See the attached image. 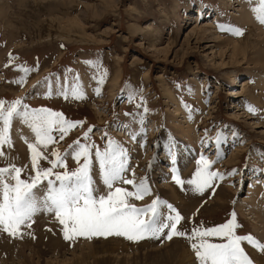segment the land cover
Listing matches in <instances>:
<instances>
[{
    "label": "rangeland",
    "instance_id": "374dc122",
    "mask_svg": "<svg viewBox=\"0 0 264 264\" xmlns=\"http://www.w3.org/2000/svg\"><path fill=\"white\" fill-rule=\"evenodd\" d=\"M254 6L255 0H0V99L21 98L29 108L46 107L67 119L84 122L63 140L56 132L57 138L48 147L50 158L52 149L63 152L78 138L103 150L110 137L128 150L125 176L130 179L134 173L137 181L147 178L152 195L133 201L138 206L159 196L180 212L183 228L187 229L193 224L208 227L223 223L235 211L242 225L237 234H251L264 243L263 203L257 207L263 222H255L247 207L238 208L239 201L254 186L252 182H258L261 191L258 202L264 201V64H260L261 56L256 52L259 47L264 49V25L255 19ZM241 13L243 17L251 15L250 20H240ZM218 25H232L244 34L221 31ZM199 26L205 31L200 32ZM225 41L229 47L230 41L245 43L247 56L221 54ZM10 52L15 64L35 69L27 74L23 85L13 82L22 75L19 69L5 67ZM96 64L107 71L100 95L94 92ZM77 75L86 99L66 100L55 95L56 81L62 84L65 76L71 79ZM45 77L53 84L51 97L44 94ZM167 90L176 98L179 113L174 111L175 103L167 97ZM133 93L135 99L129 102ZM141 97L147 113L143 107L136 108ZM249 104L257 109L255 114L248 111ZM242 107L251 121L263 120L262 127L248 124L250 120L240 116ZM190 110H198L192 111L191 119ZM182 118L194 122L197 146L186 141L177 142L175 147L168 145L171 137L178 136L170 120L179 122ZM93 125L90 139L83 140L82 134ZM141 128L143 133L133 140L131 133ZM218 132L222 135L219 145L215 142ZM9 135L11 146H3L5 156L0 158V167L10 161L24 169L21 178L26 179L34 175L28 143L35 142V135L19 118H13ZM92 151L91 175L95 171L100 176L95 149ZM235 151L239 159L230 161ZM201 154L216 161L211 170L224 174L222 180L213 182L214 192L206 189L197 193L187 183L180 186L172 180L173 167L182 180L190 179L197 167L192 158L198 160ZM252 161H257L256 165ZM40 163L49 166L47 161ZM66 163L69 169L77 167L71 154ZM233 169L235 174L228 175ZM165 183L177 191L179 199L172 201L169 191L161 190ZM115 186L131 190L130 185ZM36 191L37 196L43 195L42 188ZM39 218L47 231L40 240L29 239L27 225L21 227L18 236L0 230V244L5 242L7 247L0 245V264H182L181 259L197 264L183 237L139 242L116 236L66 241L54 213L38 212L28 223L32 225ZM243 246L254 264H264V253L246 243Z\"/></svg>",
    "mask_w": 264,
    "mask_h": 264
},
{
    "label": "snow or ice",
    "instance_id": "6c2138e0",
    "mask_svg": "<svg viewBox=\"0 0 264 264\" xmlns=\"http://www.w3.org/2000/svg\"><path fill=\"white\" fill-rule=\"evenodd\" d=\"M252 11L257 22L264 25V0H255ZM218 28L236 36L244 34L242 29L232 25H218ZM86 63L92 64L91 61ZM9 66L19 69L22 73L13 81L20 85H23L27 74L35 70L15 64L11 52L5 64V67ZM94 67L97 69V74L94 76L97 87L94 92L100 95L107 71L99 64ZM43 81L47 82V91L44 94L51 97L53 84L47 77L43 78ZM41 82L38 81L37 84ZM56 85L55 95L62 96L66 100L87 98L78 75L71 79L65 76L63 83L56 81ZM134 99L135 94H130L129 102H133ZM141 107L144 113L149 111L142 97L136 103V108ZM185 107L191 109L189 105ZM247 108L253 114L257 111L250 104ZM192 111L198 110H190L189 119L192 118ZM125 115L132 114L125 113ZM13 118H19L35 135V142L28 143L34 175H29L26 179L21 178L24 169L10 161L0 167V230L3 232L11 236L21 235V227L24 225L30 227L28 222L36 213L43 211L55 214L62 225L61 231L66 241L116 236L131 242H139L144 239L171 240L173 237H183L188 240L197 264H254L245 251L243 246L245 243L264 253V243L251 234H237V230L242 225L238 223L235 211H232L229 214L230 218L223 223L208 227L203 224H193L187 229L183 228L184 217L180 212L159 196L141 206L134 203L133 201H142L151 194L150 186L146 177H141L137 181L133 173L132 178H126L125 173L129 167L128 150L110 137L103 150L94 143H81V138H78L63 152L52 149L50 158L48 147L54 143L53 133L58 132L59 139L63 140L70 130L84 123L67 119L61 112L46 107L29 108L27 104L22 103L21 98L12 101L0 99V158L5 156L3 146H11L9 130ZM94 127V125L89 126L82 134L83 140L90 139ZM143 131L144 129L141 128L140 132L131 133L132 139L136 140ZM104 135L107 136V133L105 132ZM221 140L222 135L218 132L215 142L219 145ZM93 149H95L94 157L99 166L101 182L107 189L106 193L98 195L99 189L91 175ZM69 154L77 163L74 169H69L67 166L66 159ZM220 157L221 153L217 150V159ZM41 161H47L49 166L42 167ZM173 162H175L174 158ZM215 162L201 154L190 179L182 180L177 169L173 167L172 180L180 186L187 183L197 193H203L206 189H212L214 192L213 182L224 177L223 173L211 170ZM235 172L236 170L233 169L228 175H234ZM44 181L47 182L46 187ZM117 184L130 185L131 190L127 187L115 186ZM41 188L43 195L37 196L36 190ZM213 238L219 242H214Z\"/></svg>",
    "mask_w": 264,
    "mask_h": 264
},
{
    "label": "bare ground",
    "instance_id": "6f19581e",
    "mask_svg": "<svg viewBox=\"0 0 264 264\" xmlns=\"http://www.w3.org/2000/svg\"><path fill=\"white\" fill-rule=\"evenodd\" d=\"M200 9V8H199ZM250 17H251V15H249V14H247V16L245 17H243V14L241 13V15H240V20H242V21H244V22H248L249 20H250ZM200 32L203 30V28L201 27V26H199V29H198ZM197 30V31H198ZM196 31V32H197ZM203 31H205V30H203ZM262 41L264 42V38L262 39ZM226 43H224L225 45L223 46V47H221V49H220V53L221 54H224L225 53V55H227L228 54V56L229 57H231V58H237L239 55H243V56H247L246 55V45H245V43H243L242 44V41H230V43L232 44L231 45V47H229V43L227 42V41H225ZM228 45V46H227ZM250 49V48H249ZM256 51V50H255ZM254 51V54L257 52L260 56H261V62H260V64H264V49H263V47H259V48H257V51L255 52ZM247 60L249 61L250 60V58L249 57H247ZM198 90L199 89H196V91H195V94H194V96L195 97H197L198 95H199V93H198ZM166 92V94H167V97L168 98H171L172 100H173V102L175 103V107H174V111L176 112V113H179V111L181 110V108L179 107V105H178V103H177V101H176V98L170 93V91H165ZM254 95V94H253ZM254 97H255V95H254ZM255 101L257 100V98L255 97V98H253ZM202 99H201V97H199V99H198V102H199V105L201 106L203 103H202V101H201ZM253 100V101H254ZM258 104V103H257ZM238 105V104H237ZM240 110V109H239ZM247 110H245L243 107L241 108V114H240V116L244 119V120H250V121H248L249 123L248 124H254L253 125V128H258V127H262V122H263V120H262V122H260V121H251L252 120V117H250L249 116V114L246 112ZM197 116V115H196ZM239 117V116H238ZM171 121V123H173L174 124V126H175V129H174V131H175V133H177L178 134V136H174L173 138L171 137L170 139H169V142H168V145H171V144H173V146L172 147H175V144L177 143V142H179V143H182V142H184V141H186V142H190V144L191 145H198V142H197V138H198V135H195V133H194V122L192 121H189L188 120V118H182V119H180V121L179 122H175L173 119H171L170 120ZM224 139V138H223ZM175 141V142H174ZM224 141L226 142V144H227V141H226V139H224ZM224 142V143H225ZM157 145V143H155L153 146H156ZM160 144L158 143V146H159ZM167 145V144H166ZM169 148V147H168ZM141 149V150H140ZM139 149V152L140 151H142L143 150V147H141ZM221 150V149H220ZM191 151V150H190ZM139 156V155H138ZM177 156V155H176ZM231 160L230 161H237L238 159H239V154H238V151H235V153H232L231 155ZM158 157H156V159H157ZM255 160V159H254ZM196 158L193 160V158H192V162H194V164H196ZM184 163V162H183ZM252 163L253 164H255L256 165V163H257V161H252ZM259 163V162H258ZM139 164H141V162H139ZM181 164H182V162H181ZM185 164V163H184ZM184 164L182 165V168H183V170H184V172H185V168L183 167L184 166ZM258 165V164H257ZM259 166V165H258ZM136 167V166H135ZM142 167V166H141ZM187 167H189L190 168V164L187 166ZM163 168V167H162ZM128 171V170H127ZM169 172V170H167V169H164V172ZM130 172V171H129ZM171 172V171H170ZM183 172V171H182ZM98 173H96L95 171L92 173V177H93V180H94V182H95V185H96V187L99 189V192L97 193V195L98 194H100L101 192L103 193V192H105L106 191V188L104 187V185L102 184V182H101V179H100V176L99 175H97ZM127 176H128V172H127ZM127 178V177H126ZM167 181V180H166ZM167 183V182H166ZM165 183V185L164 186H162V187H160L161 188V190L162 191H169V195L170 196H168L169 198H171V200L173 201V200H176V199H179V197L177 196L178 195V193H177V191L173 188V187H171V186H169V185H167ZM252 184L254 185L253 187H251L250 188V190H249V195L248 196H246L244 199H242L241 201H239L240 203H238V208H240V209H243V207H247V211H248V215L250 214V215H252V218L255 220V222H258L257 220H259L260 222H263L262 220H261V215H260V213L258 212V210H257V207L259 206L258 204H262V206L264 205V201H262V202H258V201H260V200H258V195L260 194V188H258V182H252ZM152 195V194H151ZM220 195V193H218V194H216V197L218 198V196ZM168 197H166L167 199H168ZM179 205V204H178ZM181 205V204H180ZM195 205H197V204H195ZM194 206V205H193ZM196 207V206H195ZM40 219V218H39ZM39 219H36V221L30 226V228L28 229V231H27V235H28V237H29V239L30 240H32V238L33 237H36V240H40V239H43L44 237H45V233H47V231H45V229H44V227H43V222H44V220H39ZM45 219V218H44ZM55 219V218H54ZM257 219V220H256ZM263 219V218H262ZM35 220V219H34ZM56 220V219H55ZM43 221V222H42ZM58 221V220H57ZM32 222V221H31ZM45 223V222H44ZM46 225V224H45ZM53 231V230H52ZM1 233H5V232H1ZM49 233V232H48ZM48 235V234H47ZM3 240V239H2ZM3 242H4V240H3ZM2 244H3V246H4V248H7L6 246H5V242L4 243H1L0 245L2 246ZM4 250V249H3ZM2 250V251H3ZM5 250H8V249H5ZM191 256V255H190ZM189 255H186V257H190ZM185 257V258H186ZM181 261H182V264H186V263H184V261H183V259H181Z\"/></svg>",
    "mask_w": 264,
    "mask_h": 264
}]
</instances>
